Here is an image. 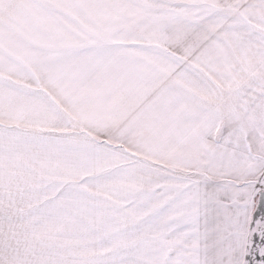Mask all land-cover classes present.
Instances as JSON below:
<instances>
[{
  "label": "snow or ice",
  "instance_id": "6c2138e0",
  "mask_svg": "<svg viewBox=\"0 0 264 264\" xmlns=\"http://www.w3.org/2000/svg\"><path fill=\"white\" fill-rule=\"evenodd\" d=\"M0 264H264V0H0Z\"/></svg>",
  "mask_w": 264,
  "mask_h": 264
}]
</instances>
